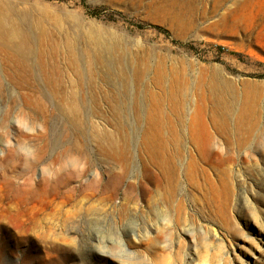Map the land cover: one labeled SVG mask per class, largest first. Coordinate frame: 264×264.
<instances>
[{
	"label": "rangeland",
	"instance_id": "rangeland-1",
	"mask_svg": "<svg viewBox=\"0 0 264 264\" xmlns=\"http://www.w3.org/2000/svg\"><path fill=\"white\" fill-rule=\"evenodd\" d=\"M0 31L28 40L22 53L0 41V264H264V0H0ZM212 84L234 115L259 110V135L234 143L219 181L203 165L224 207L183 197L177 214L138 143L159 96L202 139L195 100ZM124 139L115 196L58 207V191L78 200L120 171Z\"/></svg>",
	"mask_w": 264,
	"mask_h": 264
},
{
	"label": "bare ground",
	"instance_id": "bare-ground-1",
	"mask_svg": "<svg viewBox=\"0 0 264 264\" xmlns=\"http://www.w3.org/2000/svg\"><path fill=\"white\" fill-rule=\"evenodd\" d=\"M0 41L14 45L18 53H22L28 45L25 35L11 31H0ZM160 87L164 94L165 85L162 83ZM209 89V92L205 93L204 97H200L199 101L195 100L200 111L199 120L206 130L202 139L192 134L196 116L186 122L183 109L165 115L163 108L165 97L159 96L156 98L154 111L148 118L144 136L138 143V150L143 156L142 162L146 168L144 179L164 189L168 201L174 204L177 214H180L183 197L189 198L198 211L209 209L210 204L216 199L219 200L221 207H224L228 187L220 186L214 182L210 183L203 165L210 167L215 179L219 181L218 167L223 166L232 158L231 151L235 148L234 143L242 146L243 138L251 139L259 135L256 130L261 114L255 106L251 109L242 107L238 115H234L233 99L235 96L217 91L213 84L209 85ZM180 98L184 105L187 98L183 92H180ZM205 115L208 116V120L205 119ZM186 126H189L188 132H185ZM216 135L225 139L224 148L215 147ZM130 146L131 141L124 139L121 148L116 151V155H112L119 158L121 169L112 175L108 182L102 184L96 181V183L80 187L78 200H76L77 189H59L58 192L56 190L60 198L56 205L59 207L64 203L74 201V205L77 206L76 210L80 211L87 208L86 203L90 204L95 196L101 194L102 188L103 199H99V201L104 203L112 199L126 174ZM183 175L186 180L185 187L181 186V176ZM73 176L74 174H69L61 182H69ZM7 231L8 234H15ZM63 241L70 243L66 238ZM71 244L75 245V242L71 241ZM59 254L62 255V252Z\"/></svg>",
	"mask_w": 264,
	"mask_h": 264
}]
</instances>
